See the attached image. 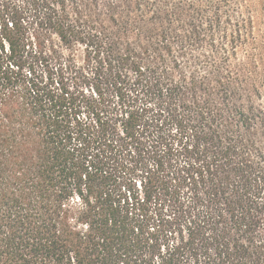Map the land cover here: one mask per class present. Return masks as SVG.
Wrapping results in <instances>:
<instances>
[{"label": "trees", "instance_id": "1", "mask_svg": "<svg viewBox=\"0 0 264 264\" xmlns=\"http://www.w3.org/2000/svg\"><path fill=\"white\" fill-rule=\"evenodd\" d=\"M0 264H264V0H0Z\"/></svg>", "mask_w": 264, "mask_h": 264}, {"label": "rangeland", "instance_id": "2", "mask_svg": "<svg viewBox=\"0 0 264 264\" xmlns=\"http://www.w3.org/2000/svg\"><path fill=\"white\" fill-rule=\"evenodd\" d=\"M87 50H86V46L85 44H79L75 47V58L77 59V61L88 67L90 66V69H92L95 64L94 61L92 62V64H88V60H87ZM95 70V69H94ZM105 90H106V85H105Z\"/></svg>", "mask_w": 264, "mask_h": 264}]
</instances>
